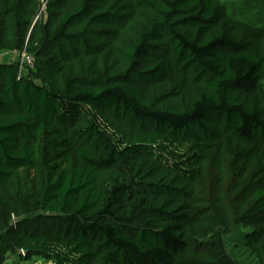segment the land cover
Wrapping results in <instances>:
<instances>
[{
	"label": "trees",
	"instance_id": "16d2710c",
	"mask_svg": "<svg viewBox=\"0 0 264 264\" xmlns=\"http://www.w3.org/2000/svg\"><path fill=\"white\" fill-rule=\"evenodd\" d=\"M44 1L0 0V264H264V10Z\"/></svg>",
	"mask_w": 264,
	"mask_h": 264
},
{
	"label": "rangeland",
	"instance_id": "374dc122",
	"mask_svg": "<svg viewBox=\"0 0 264 264\" xmlns=\"http://www.w3.org/2000/svg\"><path fill=\"white\" fill-rule=\"evenodd\" d=\"M247 8L250 7H255L259 8L260 11L264 10V0H246L245 3ZM45 9V1L41 0V5L39 8V15L38 19L40 20L42 14L44 13ZM24 56V52H19V51H9V52H4L0 54V61H5V62H10V61H16L18 60L19 62H22ZM13 220L15 219V216H12ZM25 256V253H23L22 250H18L16 252H9L6 255L5 259V264H53L52 261H49L43 257L40 256H33L30 258H27Z\"/></svg>",
	"mask_w": 264,
	"mask_h": 264
},
{
	"label": "built area",
	"instance_id": "2783aa9c",
	"mask_svg": "<svg viewBox=\"0 0 264 264\" xmlns=\"http://www.w3.org/2000/svg\"><path fill=\"white\" fill-rule=\"evenodd\" d=\"M23 59H24L23 61H25L28 64L32 63V60H31V58L28 55L24 54Z\"/></svg>",
	"mask_w": 264,
	"mask_h": 264
}]
</instances>
